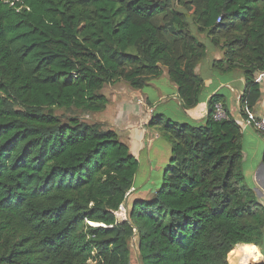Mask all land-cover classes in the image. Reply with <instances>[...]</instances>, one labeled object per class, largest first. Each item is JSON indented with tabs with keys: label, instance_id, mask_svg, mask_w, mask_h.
<instances>
[{
	"label": "trees",
	"instance_id": "16d2710c",
	"mask_svg": "<svg viewBox=\"0 0 264 264\" xmlns=\"http://www.w3.org/2000/svg\"><path fill=\"white\" fill-rule=\"evenodd\" d=\"M200 35L222 52L217 71L243 75L249 118L261 98L264 0H0V264H131L134 237L142 264H232L239 244L262 245L264 204L245 181L242 127L221 93L202 123L152 114L170 158L160 187L133 200L139 161L117 131L56 112H100L105 86L141 90L165 71L182 107H196L209 52ZM217 102L227 119L214 120Z\"/></svg>",
	"mask_w": 264,
	"mask_h": 264
},
{
	"label": "crops",
	"instance_id": "0c3cea01",
	"mask_svg": "<svg viewBox=\"0 0 264 264\" xmlns=\"http://www.w3.org/2000/svg\"><path fill=\"white\" fill-rule=\"evenodd\" d=\"M222 56V52L213 47L209 48L208 55L206 58L197 66L196 72L201 75L202 69L204 66H213L214 59H220ZM166 71L164 74L157 78L153 79L149 82L147 86H151L157 80L166 76ZM202 76V75H201ZM203 77V76H202ZM165 78V77H164ZM169 78V76H168ZM205 81V92L203 95L202 102H200L196 107L191 109H185L182 107V102L177 95V86L175 83H172V93L169 95L165 94H157V98L151 100L150 96L143 92V89L136 90L131 88V93L128 90H125L122 94L119 95L118 99L122 100L120 103L123 106L121 109H116L117 112L115 116V123L124 125L125 130L129 132L130 139L129 141H124L130 148V151L140 163L141 157H146L149 163V168H145L142 171V176L146 179V182H149L153 173L163 172L164 167L169 161L170 158V144L168 141L161 135L160 131L155 128H150L148 126V121L150 120L153 113H156L155 103L159 102V104L165 102L174 103L176 109L181 112L184 122L189 123H202L205 121V118L208 114V100L215 93H221L224 95V102L229 111L230 115L240 124L243 123L244 118H242L240 114L239 107V99L243 94L245 79L243 75L239 71H233L231 73L223 74L211 72L208 76L203 77ZM256 79L261 87V98L254 107L253 111L250 113V116L256 118L259 117L263 108H264V71L258 72L256 74ZM129 88V89H130ZM122 96V97H121ZM112 100V99H111ZM109 99V101H111ZM158 104V105H159ZM164 116L167 115L166 112H160ZM136 127L138 123L141 125V129L133 130L129 126L133 123ZM114 125V130H117V126ZM254 130L257 134L258 132L252 127L242 128L243 136L248 141L253 140L254 142L258 140L256 135L253 133ZM264 140V138H263ZM163 141V142H162ZM162 143V145H161ZM259 143V142H258ZM146 155V156H145ZM264 169V168H263ZM263 169L257 168L254 172V181L256 183L255 190L259 195L260 201L264 204V172ZM148 192V191H144ZM134 194V193H133ZM144 195V194H143ZM148 194H145L144 197H148ZM141 197V196H140ZM239 245H252V244H239ZM238 245V246H239ZM237 246V247H238ZM257 246V245H255ZM260 251V258H256L253 261H258L262 263L264 261V241L261 246H257ZM252 262V261H251ZM250 262V263H251ZM248 263V264H250Z\"/></svg>",
	"mask_w": 264,
	"mask_h": 264
},
{
	"label": "rangeland",
	"instance_id": "374dc122",
	"mask_svg": "<svg viewBox=\"0 0 264 264\" xmlns=\"http://www.w3.org/2000/svg\"><path fill=\"white\" fill-rule=\"evenodd\" d=\"M200 38L202 39V41H204L207 44V46L209 48L212 47L211 46L212 44L210 43V41L207 38H204L203 35H200ZM211 72L220 73L219 71H217L214 68V66H207L206 65V66H204V68L202 69V72L200 74L203 77H205V76L207 77L208 74ZM152 83L153 84L151 86H145L143 88V92L148 94L150 96L151 100L156 99L157 94L161 93V94L169 95L173 91L172 90V83L173 82L170 80V78H168V74H166V76H163V78H161L160 80H157L156 82H152ZM129 88H130L129 85L126 82H124L123 80L105 86L104 89L101 91V93H103L108 98V104H107V107L100 112H87V111L79 110L76 108H72V109H68V110L67 109H57L56 112L64 120L70 116H77L80 119L87 121L89 123L100 125L102 127V129H115L114 128V125H116V123H115L116 113L115 112H117V110H116L117 108L118 109L123 108V106L121 105L120 102L122 100H124V99L120 100V99H118V97L121 94L123 96V93L125 90H128L129 93H131L132 90H131V88L130 89ZM109 99L110 100L112 99V100L109 101ZM158 104H159V102L155 103V106L157 108L156 113H160V112H166L167 113V115H165L164 120L173 119V120H177L180 122H184V119L182 117L181 112L176 109L174 103L163 102L159 105ZM134 124L135 123L133 121V123H131V126H129V127L132 128L133 130H137V131L139 129H141V127H140L141 125L139 123H138V125H136V127ZM118 125L119 126H117V125L116 126H117V130L121 134V136H119L120 140L122 142H124L125 140L129 141V139H130L129 132L125 130L126 128H124V125H122L121 123ZM155 129L160 131L159 127L155 128ZM252 131H254V130H252ZM253 133L258 138L257 142L256 141L254 142L253 140L248 141L247 139H245L244 136L242 138V146H243V152H244L242 171H243L246 183L255 189L256 183L254 181V172L257 170V168H259L260 170L264 168V163H263L264 140L255 131ZM161 145H162V143H161ZM145 168H149V163H148L146 157H141L140 163H139V168L137 170V173H136V176L134 179V187L137 190L133 191L134 194L128 193V194H130L128 197L129 200L130 199L133 200L134 198L140 197V196L144 197L145 194H148L147 196H149L150 192L153 193L158 187H160V185L162 183V173L163 172H161V174L154 172L152 179L149 182L145 183L146 179L142 176V171ZM262 171L264 172V169ZM147 190L149 192H144ZM124 205L127 208L126 204H124ZM117 216L118 217H116V218L119 222H122L125 220L124 216L119 215V214ZM129 244H130V249H131V257H130L131 264H142V260H141L139 248H138V238L137 237L132 238L130 240ZM255 259L256 258L246 259L243 262L242 261L241 262L233 261L234 263H232V264H248ZM92 263L95 264V261H92Z\"/></svg>",
	"mask_w": 264,
	"mask_h": 264
},
{
	"label": "built area",
	"instance_id": "2783aa9c",
	"mask_svg": "<svg viewBox=\"0 0 264 264\" xmlns=\"http://www.w3.org/2000/svg\"><path fill=\"white\" fill-rule=\"evenodd\" d=\"M213 118L214 120L220 121L223 119H227L228 115L227 112L222 104V102H217L214 105V111H213ZM242 128L245 127H252L255 130H257L263 137H264V108L260 114L259 117H252L250 116L247 119L243 120V123L241 124ZM113 213L115 214L116 217H118L117 215H122L125 217V220L127 219V208L125 207L124 204L120 205V207L118 208V210L113 211ZM91 226H105V224L102 223H94V222H88Z\"/></svg>",
	"mask_w": 264,
	"mask_h": 264
},
{
	"label": "bare ground",
	"instance_id": "6f19581e",
	"mask_svg": "<svg viewBox=\"0 0 264 264\" xmlns=\"http://www.w3.org/2000/svg\"><path fill=\"white\" fill-rule=\"evenodd\" d=\"M259 248L255 245H239L234 253V261L243 262L246 259L260 258Z\"/></svg>",
	"mask_w": 264,
	"mask_h": 264
}]
</instances>
